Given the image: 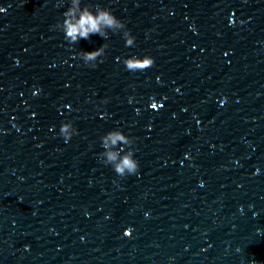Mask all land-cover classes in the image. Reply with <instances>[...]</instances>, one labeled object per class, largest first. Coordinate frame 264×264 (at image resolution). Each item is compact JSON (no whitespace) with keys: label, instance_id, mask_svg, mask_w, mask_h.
<instances>
[{"label":"clouds","instance_id":"1","mask_svg":"<svg viewBox=\"0 0 264 264\" xmlns=\"http://www.w3.org/2000/svg\"><path fill=\"white\" fill-rule=\"evenodd\" d=\"M62 15V21L53 25L52 29L63 32L64 39L69 45L78 44L81 39L87 40L92 35H98L107 40L111 32L122 34L125 47L135 46V36L127 29L125 22L119 19L110 8L91 3L82 6V0H69V6ZM108 47L109 45L104 43L94 51L81 50L78 56L84 65L95 68L98 62H103L102 58L105 57ZM122 63L127 71L137 72L152 67L154 58L149 55L143 57L133 55L122 58ZM76 134H78L77 129L71 121L61 123L59 135L65 142ZM134 144V137L126 135L119 128L113 129L100 137L103 151L98 154V158L105 166H111L120 177L135 175L138 172L139 163L135 159Z\"/></svg>","mask_w":264,"mask_h":264}]
</instances>
